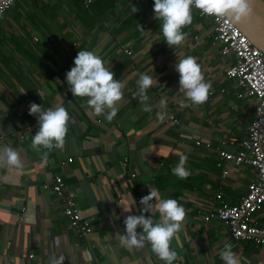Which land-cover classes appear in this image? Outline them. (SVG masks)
<instances>
[{
  "label": "crops",
  "instance_id": "1",
  "mask_svg": "<svg viewBox=\"0 0 264 264\" xmlns=\"http://www.w3.org/2000/svg\"><path fill=\"white\" fill-rule=\"evenodd\" d=\"M88 1L17 0L0 17V150L14 148L23 162L20 169L0 165V264H54L61 256L62 264H163L150 244L119 242L124 218L139 214L148 185L185 208L183 226L170 242L179 264H224L219 250L226 242L241 264H264V246L233 238L227 223L210 216L222 202L239 203L256 176L252 167L223 161L217 150L196 144L201 139L237 151L257 104L225 76L234 57L214 38L213 18L193 7L184 40L169 46L153 15L154 0ZM85 49L125 82L111 121L73 96L64 79ZM186 55L196 57L211 83L199 105L179 89L174 64ZM153 71L158 83L147 93L151 111H144L137 81ZM31 102L67 109L61 147H32L38 124L28 111ZM181 155L188 157L184 179L172 173ZM58 174L94 226L90 245L69 226L52 189ZM255 217L264 224V208Z\"/></svg>",
  "mask_w": 264,
  "mask_h": 264
},
{
  "label": "clouds",
  "instance_id": "2",
  "mask_svg": "<svg viewBox=\"0 0 264 264\" xmlns=\"http://www.w3.org/2000/svg\"><path fill=\"white\" fill-rule=\"evenodd\" d=\"M193 7L209 16L239 19L248 13L249 0H154L153 15L160 22L164 41L169 46L178 45L184 40L185 33L182 29L191 23ZM174 69L179 74V89L186 100L192 105L204 103L211 83L205 79L196 57L186 55L177 59ZM115 75L101 56L85 49L77 52L73 66L65 73L64 79L73 96L83 98L84 103L96 115H103L106 120L111 121L117 114L118 102L121 101L125 88V82L115 79ZM157 83L155 71L152 74L141 73L139 76L136 94L143 103L144 111H151V106L147 103V93ZM28 111L30 115L36 116L38 124L31 138L32 147H43L49 151L61 147L70 120L67 109L62 105L44 108L42 104L31 102ZM158 115L163 118L162 114ZM44 156L46 160L47 152ZM187 160L186 155H181L172 168V173L180 179L190 174L185 167ZM3 164L20 169L23 162L14 148L5 147L0 150V165ZM148 188V193L139 200V214H130L124 218V231L119 235V242L128 248H142L148 243L164 264H174L178 254L170 247V242L183 226L185 208L177 199L162 197L159 189L150 185ZM157 213L158 220L154 219ZM219 256L224 264H241L231 242L223 245ZM63 260L64 257L61 256L54 264H62Z\"/></svg>",
  "mask_w": 264,
  "mask_h": 264
},
{
  "label": "built area",
  "instance_id": "3",
  "mask_svg": "<svg viewBox=\"0 0 264 264\" xmlns=\"http://www.w3.org/2000/svg\"><path fill=\"white\" fill-rule=\"evenodd\" d=\"M16 1L0 0V17L12 9ZM200 14L206 15L201 11ZM211 17L214 21V38L222 45V52L234 57L233 62L225 70V76L235 80L248 95L256 99L257 104L255 118L237 151L227 150L224 145L213 147L211 142L201 139L196 141L198 146L203 145L208 149L217 150L223 161L249 166L256 172L255 178L250 181L248 190L239 203L222 202L218 209L211 211L210 216L227 223L233 238L264 246V224L256 221L255 217L264 208V52L228 16ZM126 52L132 53L129 49H126ZM227 172L226 168L225 173ZM52 189L63 205L69 226L90 245L89 237L94 226L89 218L83 216L81 206L69 191L63 176L58 174L54 177ZM222 196V193L217 194L219 199ZM174 264L179 262L175 261Z\"/></svg>",
  "mask_w": 264,
  "mask_h": 264
},
{
  "label": "water",
  "instance_id": "4",
  "mask_svg": "<svg viewBox=\"0 0 264 264\" xmlns=\"http://www.w3.org/2000/svg\"><path fill=\"white\" fill-rule=\"evenodd\" d=\"M264 52V0H249V11L239 19L228 16Z\"/></svg>",
  "mask_w": 264,
  "mask_h": 264
}]
</instances>
